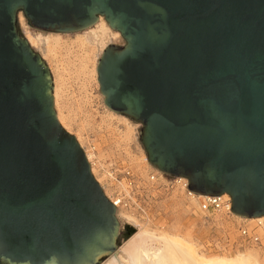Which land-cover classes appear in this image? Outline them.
Masks as SVG:
<instances>
[{
	"label": "water",
	"instance_id": "1",
	"mask_svg": "<svg viewBox=\"0 0 264 264\" xmlns=\"http://www.w3.org/2000/svg\"><path fill=\"white\" fill-rule=\"evenodd\" d=\"M19 9L60 31L105 15L127 43L103 50L100 90L143 123L148 160L264 215V0H0V264H100L121 242Z\"/></svg>",
	"mask_w": 264,
	"mask_h": 264
},
{
	"label": "rangeland",
	"instance_id": "2",
	"mask_svg": "<svg viewBox=\"0 0 264 264\" xmlns=\"http://www.w3.org/2000/svg\"><path fill=\"white\" fill-rule=\"evenodd\" d=\"M17 23L49 66L61 124L85 149L106 195L112 201L121 199L116 205L121 242L116 254L109 253L100 264L114 256L122 259V246L139 228L181 237L193 243L204 257L247 255L264 264L263 247L242 243L239 235L241 223L261 221L264 215L245 217L206 204L202 197L189 198L174 181L180 174H167L148 160L140 140L143 123L105 103L98 80L99 58L110 43H127L105 15L99 14L89 27L60 32L31 25L19 9ZM118 34L120 41H114Z\"/></svg>",
	"mask_w": 264,
	"mask_h": 264
},
{
	"label": "bare ground",
	"instance_id": "3",
	"mask_svg": "<svg viewBox=\"0 0 264 264\" xmlns=\"http://www.w3.org/2000/svg\"><path fill=\"white\" fill-rule=\"evenodd\" d=\"M113 40L120 41V35L118 34ZM224 193L229 195L228 197H231L230 193ZM203 195L204 192H199V194L193 195L191 199L195 198L194 196H197L200 199ZM119 201L120 198L117 197L113 200V202L117 205H120ZM234 213L245 217H256V215H245L238 212ZM259 219L263 221L264 217ZM258 222L259 221L257 220L255 223H249L245 220L244 223H249L254 226ZM258 229L262 231L264 229V225H260ZM262 247L264 249V246ZM121 255L122 259L114 256L104 264H260L254 257H248L247 255H237L235 257H204L198 252L197 247L193 243L181 237L173 236L168 233L157 235L147 230H143L142 228H139L138 232H136L124 243L121 248Z\"/></svg>",
	"mask_w": 264,
	"mask_h": 264
},
{
	"label": "built area",
	"instance_id": "4",
	"mask_svg": "<svg viewBox=\"0 0 264 264\" xmlns=\"http://www.w3.org/2000/svg\"><path fill=\"white\" fill-rule=\"evenodd\" d=\"M165 173L169 174L168 172ZM155 176L156 174L154 173L151 175V178H154ZM176 177H178V179L176 178L174 179V181L180 183V186L185 190V193L189 198L199 193V191L193 190L189 187V179L186 176L180 175ZM202 198L204 199L206 204L208 202L210 205L217 209H226L232 211V197H224L223 194L204 193ZM260 225H264V220L261 222L259 221L254 226L250 225L249 223H241L239 226V235L241 237V242L246 244H257L261 247L264 246V229L260 231L258 229Z\"/></svg>",
	"mask_w": 264,
	"mask_h": 264
}]
</instances>
